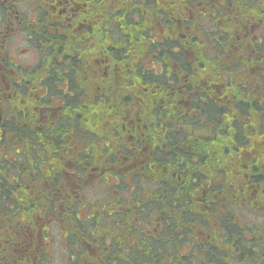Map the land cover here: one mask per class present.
Segmentation results:
<instances>
[{
	"label": "flooded vegetation",
	"instance_id": "obj_1",
	"mask_svg": "<svg viewBox=\"0 0 264 264\" xmlns=\"http://www.w3.org/2000/svg\"><path fill=\"white\" fill-rule=\"evenodd\" d=\"M214 2L177 0L180 15L174 17L169 14L172 9L166 8L168 16L158 25L151 22L152 0H0V264H49L45 250L55 227L65 237L68 264H74L77 248L68 232L75 225V218L86 222L92 217L97 222L106 213L107 227L101 235L110 238L114 231H120L121 219L136 212L134 179L144 180V170L166 178L170 144L180 142L181 138L169 134V106L180 109L186 105L191 109L193 93L205 92L207 87L214 93L217 89L211 85L215 78L210 71L206 72L207 79L201 80L203 87L193 86L187 73L186 80H180L183 72L177 61L167 56L163 66L160 48L177 52L182 47L184 53H191L185 55L186 60L196 61L200 67L197 50L204 41L207 45L214 42L210 27ZM135 10L145 14L148 38L139 43L146 48V66L157 70L158 75L163 74L162 87L156 90L163 95L162 103L157 105L164 108V115L160 121L152 118L162 124L160 136L155 130L150 142L147 133L155 125L135 112L108 126L110 136L115 138L113 143L104 135L100 140L99 133L88 138L83 131L66 128L67 133L60 136L58 144L51 127H56L58 119L69 124L63 116L71 118L66 110L70 103L56 97L50 98V102L37 100L46 97V85L52 83L59 92L70 96L79 90L83 101L73 105L85 107V91L93 89L87 79L93 74L104 78L105 62L112 57L106 52H110L114 42L129 39L136 46L139 29L135 15L129 17L130 25H121L118 16L121 11ZM48 50L52 54L50 59L46 58ZM168 72L178 78L171 79ZM57 75L58 80L51 78ZM97 92L104 94V87H98ZM187 92L190 95L185 98ZM77 113L81 116L83 111L78 109ZM25 126L28 133L41 131V140L25 135ZM205 137L215 136L194 139ZM159 147L165 156L161 167L153 160ZM38 148L47 152L49 161L45 166H40ZM224 167L226 173L231 171V158ZM245 179L241 184L228 183L224 193L217 190L222 184L208 182L195 194L196 200L208 197L214 209L204 217L210 231L195 233L196 251L223 252L228 262L223 264H264V182L260 181L261 175L258 181L249 176ZM97 184L104 187V195L91 205L88 194ZM142 195L148 198V191H142ZM164 203L162 220L167 223V192ZM207 206L203 204L201 208ZM148 215L153 217V208ZM222 219L230 226L226 232L219 230ZM101 221L100 218L98 222ZM234 225L240 230H233ZM86 248L90 253L96 251L91 245ZM232 250L241 254L238 263L232 262ZM78 262L83 264L79 257Z\"/></svg>",
	"mask_w": 264,
	"mask_h": 264
},
{
	"label": "trees",
	"instance_id": "obj_2",
	"mask_svg": "<svg viewBox=\"0 0 264 264\" xmlns=\"http://www.w3.org/2000/svg\"><path fill=\"white\" fill-rule=\"evenodd\" d=\"M176 1L152 0L151 22L162 24L168 16L166 8L172 9L170 15L179 16ZM133 15L136 29H139L136 30V46H132L129 39L122 41L121 38L114 42L110 52H106L112 57L105 62L104 78L93 74L87 79L93 89L85 91V107L73 105L83 101L79 90L70 96L59 92L52 83L46 85V97L37 100L50 102V98L56 97L70 103L66 110L71 118L63 116L69 124L58 119L56 127H51L58 144L61 143L60 136L67 133L66 128L76 129L78 133L83 131L88 138L99 133L100 140L104 135L113 143L115 138L110 136L112 132L108 126L120 123L127 114L135 112H140L143 119L155 125L147 133L150 142L155 130L160 136L162 124L153 122L152 118L163 119L164 108L157 105L162 103L163 95L156 90L162 87L163 74L158 75L157 70L146 66V48L139 43L148 38L143 11H121L119 21L121 25H130L132 19L129 17ZM213 16L210 27L214 42L207 45L204 41L197 50L200 67H197L196 61L191 63L186 60L185 55L191 53H184L182 47L177 52L170 49L165 52L164 48H160V53L164 55L163 66H166L167 56L176 60L183 72L180 80L185 81L187 73L193 86L203 87L201 80L207 79L206 72L210 71L215 78L211 85L215 86L216 92L207 87L205 92L193 93L191 109L186 105L180 109L169 106V134L180 135L181 138L180 142L170 144L168 175L164 178L161 174L154 172L153 175L144 170V180L139 177L134 179L136 212L121 219L119 232L113 230L110 238H102L101 234L107 227L106 213L99 216L97 222L92 217L86 222L75 218V225L68 232L69 239L77 248L74 264H79L78 257L83 264L228 263L223 252L210 254L196 251L195 233L210 231L204 217L211 215L214 209L208 197L196 200L195 194H199L208 182L222 184V188H217L222 193L225 185L241 184L246 181V176L258 181L261 175L260 181L264 182V0H215ZM49 51L46 58L50 59L52 54ZM208 51L210 54H206ZM168 74L171 79L178 78L170 72ZM51 78L58 80L59 76ZM42 83L44 85V79ZM71 85L76 86L73 78ZM100 86L104 87V94H98ZM189 95L187 92L185 98ZM78 109L83 111L81 116L77 113ZM28 132L25 126V135L41 140V131ZM195 136L215 137L194 139ZM175 140L172 137L171 142ZM38 150L40 166H45L49 161L47 152L42 148ZM164 157L159 147L153 156L154 164L158 163L161 167ZM229 158L231 171L226 173L224 166ZM56 160L59 158L56 157ZM44 176V171H41V177ZM145 190L148 191V198L142 195ZM206 191L210 189L206 188ZM166 192L170 211L167 223L162 220ZM203 204L208 206L203 209ZM151 208L154 209L152 218L148 215ZM100 218L103 221L98 222ZM218 224L220 231L230 229L224 219ZM232 229L240 230L237 225ZM89 245L96 247L93 254L86 248ZM231 253L232 262L238 263L241 254L235 250Z\"/></svg>",
	"mask_w": 264,
	"mask_h": 264
},
{
	"label": "rangeland",
	"instance_id": "obj_3",
	"mask_svg": "<svg viewBox=\"0 0 264 264\" xmlns=\"http://www.w3.org/2000/svg\"><path fill=\"white\" fill-rule=\"evenodd\" d=\"M36 60V58H35ZM104 187L97 184L88 194V200L91 205L94 204L95 200L102 198V190ZM106 189V188H105ZM48 250H45L49 254V264H68V258L66 257V245L65 237L57 227L51 229L49 235Z\"/></svg>",
	"mask_w": 264,
	"mask_h": 264
}]
</instances>
